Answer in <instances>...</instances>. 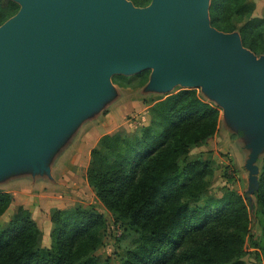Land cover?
<instances>
[{
    "label": "water",
    "instance_id": "95a60500",
    "mask_svg": "<svg viewBox=\"0 0 264 264\" xmlns=\"http://www.w3.org/2000/svg\"><path fill=\"white\" fill-rule=\"evenodd\" d=\"M0 26V184L51 180L75 132L117 96L114 76L150 71L143 94L199 89L248 150V195L264 156V55L211 27L210 0H5Z\"/></svg>",
    "mask_w": 264,
    "mask_h": 264
},
{
    "label": "trees",
    "instance_id": "16d2710c",
    "mask_svg": "<svg viewBox=\"0 0 264 264\" xmlns=\"http://www.w3.org/2000/svg\"><path fill=\"white\" fill-rule=\"evenodd\" d=\"M128 1L136 8L151 2ZM17 10L12 3L0 7V26ZM252 11L247 0H211L209 18L219 32H238L243 47L259 57L264 55V20L242 24ZM148 75L133 78L137 85L131 89L144 87ZM118 79L123 78L113 83L127 89ZM150 112L153 121L140 135L102 137L85 171L95 199L139 237L140 244L125 253L121 264H243L240 258L249 248L264 261V157L255 194L261 227L257 243L247 200L229 190L219 198L207 196L212 164L198 159L179 165L192 148L217 133L219 109L197 90H181ZM11 203V195L0 192V217ZM51 222V246L39 249L36 223L19 208L0 230V264H96L91 256L107 229L102 215L80 209L54 212Z\"/></svg>",
    "mask_w": 264,
    "mask_h": 264
},
{
    "label": "rangeland",
    "instance_id": "374dc122",
    "mask_svg": "<svg viewBox=\"0 0 264 264\" xmlns=\"http://www.w3.org/2000/svg\"><path fill=\"white\" fill-rule=\"evenodd\" d=\"M7 3L15 4L0 0V7ZM247 3L253 7V11L242 24L250 20H264V0H247ZM15 5L18 7V12L19 6ZM240 26L238 25L237 28ZM144 72H148L150 75V71ZM140 74L130 77H113L123 78L124 80L118 79L117 81L127 89L114 84L113 78L111 79L117 93L116 99L99 115L85 122L75 132L52 163L51 180L45 177L31 179L28 176H22L0 184V192L8 193L12 197V203L0 217V230L6 229L17 210L23 208L31 214L40 232L38 248L49 249L51 246L50 235L54 230V225L51 222L52 214L80 209L100 214L107 221V229L100 234L101 245L91 256L96 264H121L125 253L140 244L138 235L128 231L127 223L116 220L95 199L92 189L85 180V171L90 163V152L97 149L98 142L102 137L115 134L140 135V129L153 121L154 117L150 111L155 107V104L181 90H186L176 87L166 95L143 94L142 89L146 85L141 89H131L136 88L137 85L133 78ZM191 90H197L205 102L216 107L201 94L199 89ZM219 111L217 133L204 145L192 148L187 158L181 160L179 165L183 166L185 163L198 159L211 163L213 178L208 184L207 196L219 198L229 190L247 200L251 214V236L257 243H260L261 227L255 201L257 191L252 195L247 194L249 190L248 172L244 166L249 153L244 145L245 140L241 132L233 131L225 123L222 110L219 109ZM263 157L256 164L259 173ZM257 178H259V174ZM240 261L243 264H264V261L259 260L253 249L250 248L240 258Z\"/></svg>",
    "mask_w": 264,
    "mask_h": 264
}]
</instances>
